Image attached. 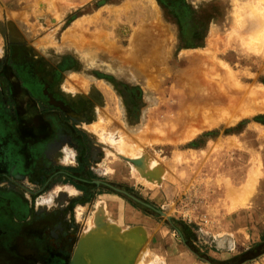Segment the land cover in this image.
I'll return each mask as SVG.
<instances>
[{"label": "rangeland", "instance_id": "rangeland-1", "mask_svg": "<svg viewBox=\"0 0 264 264\" xmlns=\"http://www.w3.org/2000/svg\"><path fill=\"white\" fill-rule=\"evenodd\" d=\"M249 15L264 20V0H0V60L16 69L38 103L73 112L70 118L87 138L81 156L102 181L103 195L83 209L72 203L80 227L68 233L66 264L124 263V243L111 239L118 231L82 227L96 222L91 204L105 198L106 189L131 198L148 224L172 235L179 251L186 252V241L200 255L206 251L198 241L203 227H222L229 213L253 207L264 177V108L241 112L264 100V21ZM13 51L17 58L9 63ZM236 89L255 99L234 108L212 102ZM80 103L89 107L85 118L77 112ZM18 147V167L9 174L5 169L3 186L30 199L27 193H35L36 207L65 205L75 190L58 183L38 195L36 163L47 164L43 152ZM65 188L74 194L56 195ZM108 245L119 259L104 251ZM147 245H134L130 264H178L175 250L164 254Z\"/></svg>", "mask_w": 264, "mask_h": 264}, {"label": "flooded vegetation", "instance_id": "flooded-vegetation-1", "mask_svg": "<svg viewBox=\"0 0 264 264\" xmlns=\"http://www.w3.org/2000/svg\"><path fill=\"white\" fill-rule=\"evenodd\" d=\"M16 58V51L6 57L9 63H14ZM3 84L6 85L5 91ZM36 99L35 94L20 81L16 69L10 64L5 66L0 60L1 264H66L68 233L72 232L71 227H80L73 217L72 203L88 204L91 197L104 192L102 181L81 156L87 138L84 131L70 118L69 115L72 116L73 112L62 111L59 107L47 103H38ZM80 106L81 109L77 112L80 114L79 111L83 110L85 114L81 115L85 118L89 115V107L84 103H80ZM18 146L29 153L43 152V161L47 164L39 160L36 163L39 165V171L34 182L39 185L38 195L49 191L58 183H67L79 193L64 198L68 201L63 206L46 208L39 206L40 203H35L38 207L34 205L35 193H27L31 196L30 199L10 184L3 186L5 169L6 174H9L10 169L18 167L19 156H14ZM64 146L75 150L73 155L67 150L71 158L69 162L60 160ZM46 157L49 159L46 160ZM28 162L29 159L22 160L25 167ZM36 165L32 166L33 171L37 169ZM106 190L124 196L115 190ZM58 191L61 194L68 193V190ZM55 199L63 201L56 195ZM15 227H22L26 232H20V229L18 231ZM9 234L12 235L11 239L8 238ZM22 241L28 250L24 248Z\"/></svg>", "mask_w": 264, "mask_h": 264}, {"label": "crops", "instance_id": "crops-1", "mask_svg": "<svg viewBox=\"0 0 264 264\" xmlns=\"http://www.w3.org/2000/svg\"><path fill=\"white\" fill-rule=\"evenodd\" d=\"M48 159L49 158L46 157V160ZM68 159L66 162H69L71 158L68 156ZM71 163L72 162H70L69 165H71ZM58 186L59 185H56V187ZM71 187L75 192L79 193L77 189L73 186ZM100 195H103V193L98 194V196ZM139 196L144 201L148 202L146 197L143 195ZM97 202L102 203V213H95V211L97 212L96 208L98 206L96 205L98 203L94 202L91 204L92 210L90 211V217L91 219H93L94 216L96 218V222L91 223V227L113 226L124 231H130L132 229L135 231L138 230L144 242L148 244L147 246L149 249L152 248L164 254L171 253L170 251L175 250V252H173L176 256L174 257L175 261L173 260L174 263L264 264V177L260 180V186L253 207H243L235 212L229 213L222 223V227H203V235H199L198 241L203 244L206 250L205 255L213 259L216 263H211L202 258L197 259L195 253L187 247L186 252L179 251L176 248L175 239L171 237L172 235H170V237L165 236L166 231L163 230L161 224H148L149 216H146L142 208L137 207L134 202L125 196L110 192L106 194L105 198ZM79 205L81 209H83V207L88 204ZM98 219H102V226H100V223H97V221L99 222ZM125 221L129 222V224H122V222ZM82 227H90V225L84 224ZM214 228L216 229L214 230ZM141 229L144 232H142ZM174 230L175 228H172V231ZM247 252H249L250 255L245 256ZM176 253L179 254L176 255ZM163 264H165L164 261Z\"/></svg>", "mask_w": 264, "mask_h": 264}, {"label": "bare ground", "instance_id": "bare-ground-1", "mask_svg": "<svg viewBox=\"0 0 264 264\" xmlns=\"http://www.w3.org/2000/svg\"><path fill=\"white\" fill-rule=\"evenodd\" d=\"M237 4V3H236ZM153 6V5H152ZM239 6H241V5H239ZM154 8V7H153ZM239 8V7H238ZM254 16V15H253ZM253 16H251V15H249V19L251 18V21L254 19V18H256V17H254V18H252ZM263 16V15H262ZM261 16V17H262ZM247 17H248V15H247ZM257 17L258 18H256V19H259V15H257ZM260 17V18H261ZM262 19V18H261ZM260 20V19H259ZM263 20V19H262ZM261 20V21H262ZM264 21V20H263ZM254 23V22H253ZM257 24L258 23H260L261 24V22H256ZM257 24H255V25H257ZM254 25V26H255ZM238 26V25H237ZM253 26V25H252ZM262 27H264L263 26V24L261 25ZM258 28H259V30H261V29H263V28H261V27H259V26H257ZM264 30V29H263ZM249 35H251V34H249ZM248 35V36H249ZM247 36V37H248ZM252 36V35H251ZM253 39V38H252ZM255 39V38H254ZM253 39V40H254ZM251 40V39H250ZM245 42V41H244ZM246 43V45L247 44H249V42H245ZM251 44V43H250ZM250 46V45H249ZM81 48V47H80ZM163 48V47H162ZM259 49V48H258ZM253 50V49H252ZM1 54V53H0ZM113 55V54H112ZM161 57H163L162 55H160ZM157 60H159V59H156V61ZM155 62V61H154ZM64 84V83H63ZM69 85V84H68ZM86 86V85H85ZM71 88V87H70ZM73 91V90H72ZM193 89L192 90H188V97L190 96V97H194L195 95L193 94ZM76 92V91H75ZM67 93H70V90H69V92H67ZM72 93H74V92H72ZM76 94V93H75ZM73 95V94H72ZM71 95V96H72ZM221 95H223V94H221ZM189 97V98H190ZM246 97H248V99H250L251 101L253 100V99H255L254 97H255V95H253V94H251V93H249V94H247V93H245V90L244 89H236V91H234V92H232L230 95H224V96H222L221 98L219 97H214V100L212 101L213 103L215 102H217V104H220V105H222V106H226V107H228V108H234L237 104H239L244 98H246ZM258 107H263L264 108V100H261L260 102H258V103H256L255 105L253 104V105H249L247 108H246V110H244V111H242L241 112V114H245V113H251V112H253V111H255V110H257V108ZM96 113L95 114H98V112H97V110L95 111ZM254 113V112H253ZM240 114V113H239ZM96 116V115H95ZM240 116V115H239ZM104 118V117H103ZM76 119V118H75ZM100 122H101V119L99 120ZM106 121V120H105ZM83 125V124H82ZM257 125V124H256ZM98 127V126H97ZM96 127V128H97ZM262 127V126H261ZM86 128V127H85ZM88 128V127H87ZM93 129V128H92ZM92 129H90V131L92 132ZM254 129V128H253ZM93 130H95V128L93 129ZM97 130V129H96ZM94 134H96V133H94ZM69 152L66 150V148L65 149H63V153H62V157H61V159L60 160H64L65 162H66V160L68 159V154ZM70 158V157H69ZM69 160V159H68ZM138 160V164L136 165V168H137V170H139V171H142V169L140 168L141 167V165L143 164L142 163V159L141 158H138L137 159ZM142 168H143V165H142ZM67 190V189H66ZM72 192H74V190H72V189H70V192L68 191V193L67 192H64V193H60L59 191H57L56 192V195H73L74 193H72ZM77 194V193H76ZM62 198H64V197H62ZM99 205H100V207H99ZM101 206H102V203H99L98 204V210H101ZM107 214V213H106ZM94 219H95V217H94ZM103 219V218H102ZM106 219V218H105ZM90 227H91V222H90ZM116 225V224H115ZM100 226H102L101 224H100ZM108 227H110V226H108ZM113 227V226H112ZM95 229V228H94ZM142 230V229H141ZM93 232V231H92ZM142 232H144L143 230H142ZM115 234H113V237H111V239H114V241L116 240L117 242L118 241H121V242H123L124 244V247L125 248H131V249H133V246H130V245H127L128 243H138V242H140V236H136V237H128V238H125V239H122V234L120 233L119 234V232L118 233H116V232H114ZM109 234H111V233H109ZM142 236V235H141ZM99 240V239H98ZM105 240V239H104ZM102 241V240H101ZM80 242V241H79ZM82 242V241H81ZM80 242V245H82V244H84V243H81ZM88 242H90V241H87V244H88V246L90 245V243H88ZM94 241H92L91 243H93ZM109 242H110V240H109ZM108 242V243H109ZM120 243V242H119ZM104 244V243H103ZM122 244V243H121ZM95 245H97V244H95ZM118 244H116V246H117ZM122 245V246H123ZM83 246V245H82ZM85 246V245H84ZM92 246V245H91ZM97 246H99V245H97ZM109 246L110 247H112V245H108V246H106V247H108L107 249L108 250H104V251H106V253L108 252V251H111V250H109ZM115 246V247H116ZM121 246V247H122ZM93 247L96 249V248H99V247H95L94 245H93ZM93 248V249H94ZM102 248H104L103 246H102ZM120 248V247H119ZM119 248H118V250H119ZM140 248V247H139ZM100 249V248H99ZM98 249V250H99ZM104 249H106V248H104ZM111 249V248H110ZM101 250V249H100ZM103 250V249H102ZM112 250H113V248H112ZM116 249L114 248V251H115ZM122 250H123V248H122ZM78 251H80V250H78ZM77 251V252H78ZM94 251V250H93ZM113 251V252H114ZM121 251V250H120ZM81 252V251H80ZM79 252V253H80ZM96 252V251H95ZM100 252V251H99ZM123 252V251H122ZM128 252V251H127ZM126 252V250L124 249V263L123 264H130L131 263V260H132V257H131V254H129V253H127ZM101 253V252H100ZM100 253L98 254V252L96 253L97 254V257L96 256H94V257H96V258H99L98 257V255L100 256ZM103 253H105V252H102V254ZM104 254V256H103V258L105 257L106 258V256L105 255H109V253L110 252H108L107 254ZM112 253V252H111ZM111 253H110V255L109 256H112L111 255ZM78 254V253H77ZM117 253L115 252V254H113V255H116ZM107 255V256H108ZM119 255V254H118ZM75 256H76V254H75ZM120 256H122V255H120ZM101 257H102V255H101ZM75 257H73V259H74ZM94 259V261L95 260H98V259ZM112 258H114V256H112ZM79 259H80V256H79ZM78 259V260H79ZM89 259H90V257H89ZM101 259V258H100ZM100 259L98 260V262L100 261ZM117 259H119V256L117 257L116 256V259L114 258V260H117ZM76 260H77V258H76ZM76 260H74L75 261V263H76ZM91 260H92V256H91ZM90 260V261H91ZM121 260V259H120ZM73 261V260H72ZM110 261V260H109ZM113 261V260H112ZM78 262V261H77ZM83 262V261H82ZM106 262V261H105ZM104 261H100L98 264H109V263H105ZM74 262H72L71 264H73ZM113 263V262H112ZM77 264V263H76ZM81 264H84V262L83 263H81ZM110 264H111V262H110ZM115 264H117V262L115 261Z\"/></svg>", "mask_w": 264, "mask_h": 264}, {"label": "water", "instance_id": "water-1", "mask_svg": "<svg viewBox=\"0 0 264 264\" xmlns=\"http://www.w3.org/2000/svg\"><path fill=\"white\" fill-rule=\"evenodd\" d=\"M161 214H163L162 212H160ZM99 223H102V221H99ZM112 228H114L115 229V231H118V232H120V230H119V228H117V227H97L96 229H94L93 231L95 232H98V231H104L105 229H107L108 231H109V229H112ZM95 232V233H96ZM99 235V234H98ZM136 236H140L139 238L141 239L140 240V242H138V243H142V242H144V240H143V237H141V234L138 232V230H134V229H132V230H130V231H124L123 233H122V239H125V238H128V237H136ZM84 237L85 236H83L81 239H84ZM135 244H137V242L136 243H128L127 245H130V246H133V249H131V248H126L125 250H126V252L127 253H129V254H131V257H132V260H133V253L135 252L134 251V245ZM120 246V249H121V245H119ZM122 248H123V246H122ZM122 250V249H121ZM131 260V261H132ZM132 263V262H131ZM71 264V263H70Z\"/></svg>", "mask_w": 264, "mask_h": 264}, {"label": "trees", "instance_id": "trees-1", "mask_svg": "<svg viewBox=\"0 0 264 264\" xmlns=\"http://www.w3.org/2000/svg\"><path fill=\"white\" fill-rule=\"evenodd\" d=\"M184 243H185V245L193 252V253H195L196 255H198L199 257H201V258H203L204 260H207V261H209V262H211V263H216L213 259H211L210 257H208V256H206V255H200L198 252H197V250L196 249H194V247L191 245V244H189V243H187L186 241H184ZM247 255H250V253L249 252H247V254L245 255V256H247Z\"/></svg>", "mask_w": 264, "mask_h": 264}]
</instances>
